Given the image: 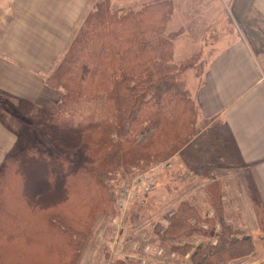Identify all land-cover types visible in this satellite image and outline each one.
Wrapping results in <instances>:
<instances>
[{"label":"trees","instance_id":"16d2710c","mask_svg":"<svg viewBox=\"0 0 264 264\" xmlns=\"http://www.w3.org/2000/svg\"><path fill=\"white\" fill-rule=\"evenodd\" d=\"M172 12L171 0L126 11L112 10L111 0H94L46 76L48 86L62 91L58 102L51 107L0 98L8 129L27 123L43 140L8 154L0 167V264L36 263L38 253H63L66 263L75 264L96 220L115 212V185L108 177L122 155L118 144L96 137L99 129L151 131L138 165L167 161L198 132L197 109L175 78L184 65L173 61L174 34H165ZM221 192L215 181V217L185 200L168 218L164 243L199 233L217 237L216 244L186 243L180 251L191 252L188 264H232L252 255L255 241L227 222ZM254 208L264 233L259 198Z\"/></svg>","mask_w":264,"mask_h":264},{"label":"crops","instance_id":"0c3cea01","mask_svg":"<svg viewBox=\"0 0 264 264\" xmlns=\"http://www.w3.org/2000/svg\"><path fill=\"white\" fill-rule=\"evenodd\" d=\"M171 1L167 27L176 23L169 31L174 34L173 61L184 65L175 78L198 112V132L173 159L194 143L198 149L218 145L230 163L239 164L201 180L211 184L212 179H229L239 204L235 209L249 216L254 197L264 207V0ZM90 2L0 0V91L16 102L55 105L62 93L48 86L46 76ZM62 4L67 10L58 9ZM17 143V132L0 119V167ZM260 262L251 255L232 264Z\"/></svg>","mask_w":264,"mask_h":264},{"label":"rangeland","instance_id":"374dc122","mask_svg":"<svg viewBox=\"0 0 264 264\" xmlns=\"http://www.w3.org/2000/svg\"><path fill=\"white\" fill-rule=\"evenodd\" d=\"M149 1L151 0H111V8L119 11L138 9ZM93 2L94 0H91L74 23L72 33L66 40L63 51L69 44L76 26L80 24ZM175 5L179 8V1ZM58 9L67 10V5H59ZM175 27V22L171 26L168 25L165 34L169 35L170 29ZM62 53L61 55H63ZM55 90L62 93L60 89ZM0 98L6 100L8 95L5 94ZM9 100L12 104H18L11 97ZM17 127L18 143L13 151L23 148L29 142L43 143L38 132L31 125L25 123L17 125ZM143 128L132 127L130 130H126L125 128H111L110 125H107L95 134L98 139L106 141L109 145L110 143L118 144L121 150L122 162L108 177V181L115 185L116 210L114 213L100 216L96 220L91 241L75 264H121L122 262L124 264H188L191 252L187 251L182 254L180 249L186 243H190L193 248L197 246L189 238L195 235V239L199 237V241H204L203 244L209 243V240L199 233L181 236L174 241L164 243L160 239V234H162L163 227L166 228L169 225L168 218L185 200L194 204L202 215L207 213L209 217H215L217 211L210 200L215 181L221 183V199L226 208L225 216L231 218V227L242 235L252 236L255 245H252L253 249L249 253L261 261L259 264H264V233L258 229L255 208L249 216L248 212L243 213V211L235 209L239 204L236 202L237 197L232 191L233 185L229 179H212L211 184L210 182L205 184L203 179L201 180V176H216V171H224V168L230 164L233 166L239 164L238 161L230 163L231 157L222 155L218 145H200L198 149L194 143L175 160L172 157L154 165H138L139 153L151 134V131ZM228 148L231 149V147ZM124 189L127 190L122 195ZM206 190L210 193L209 199L203 197L206 196ZM200 191H203L202 195L199 193ZM120 198L123 199V206L119 204ZM256 198H253L254 202ZM230 204L233 205L230 206ZM240 212L241 215L238 216ZM210 213H213V216H210ZM155 222H157V227L151 229L152 223ZM145 232L149 235L147 241L151 245L149 250H144L145 243L139 237L140 233ZM184 238L188 239L182 242ZM135 243H138L136 250L133 249ZM159 249H163V252H160ZM172 253H175V256H171ZM36 257V263L33 261L30 264H68L63 258V253H38Z\"/></svg>","mask_w":264,"mask_h":264},{"label":"built area","instance_id":"2783aa9c","mask_svg":"<svg viewBox=\"0 0 264 264\" xmlns=\"http://www.w3.org/2000/svg\"><path fill=\"white\" fill-rule=\"evenodd\" d=\"M127 189H124V191L122 192V195L123 194H125V191H126ZM122 197H125V196H122ZM119 204L121 205V206H123V199L122 198H120V202H119ZM210 216H213V213H210ZM230 221H231V218H227V222H229L230 223ZM157 227V222H155V223H152V226H151V229H154V228H156ZM203 227L204 228H208L207 227V225L206 224H204L203 225ZM220 224L218 223V224H216V230H220ZM165 227H163V229H162V234L165 232ZM158 234H160V233H158ZM161 235V234H160ZM195 235H193V236H191V238H189V240L191 241V242H195V244L196 245H199V244H201V243H204V241H199L200 239H199V237H198V239H195L196 237H194ZM139 237H140V239H142L143 241H144V246H143V248H144V250H149L150 249V247H151V245L147 242L148 241V238H149V235H148V233L147 232H145V233H140V235H139ZM203 237L204 238H206V239H208V240H210V241H212L214 244H216L217 243V237L215 236V235H213V236H210V237H206V236H204L203 235ZM188 238H184L183 240H182V242H185L186 240H187ZM137 246H138V243H135V246L133 247V249L134 250H136V248H137ZM165 249V248H164ZM159 250H161L160 252H163V249H159ZM169 250H171V249H169ZM171 256H175V253H172V255Z\"/></svg>","mask_w":264,"mask_h":264}]
</instances>
